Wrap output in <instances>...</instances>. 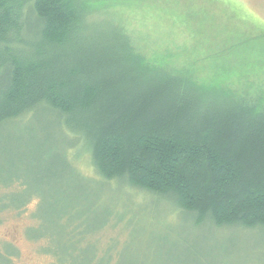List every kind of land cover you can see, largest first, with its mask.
<instances>
[{"label": "trees", "instance_id": "16d2710c", "mask_svg": "<svg viewBox=\"0 0 264 264\" xmlns=\"http://www.w3.org/2000/svg\"><path fill=\"white\" fill-rule=\"evenodd\" d=\"M103 19L90 0H0V131L42 113L46 126L84 142L108 185L168 199L195 228L264 238V97L162 70L122 23ZM14 193L0 196V212L31 201L16 204ZM98 232L83 244L100 251L91 239ZM17 256L0 246V264Z\"/></svg>", "mask_w": 264, "mask_h": 264}, {"label": "rangeland", "instance_id": "374dc122", "mask_svg": "<svg viewBox=\"0 0 264 264\" xmlns=\"http://www.w3.org/2000/svg\"><path fill=\"white\" fill-rule=\"evenodd\" d=\"M90 5L104 25L122 23L150 64L172 73L187 69L199 84L231 96L264 97V0ZM49 122L39 113L0 131V182L16 183L9 191L0 187V196L14 191L16 204L31 198L22 210L0 212V246L15 247V264H54V258L67 264H264V238L195 228L168 199L108 185L84 142ZM97 231L91 239L100 251L93 242L83 244Z\"/></svg>", "mask_w": 264, "mask_h": 264}]
</instances>
